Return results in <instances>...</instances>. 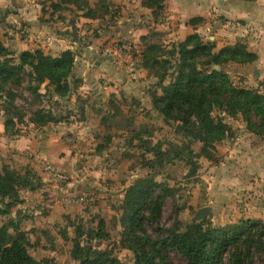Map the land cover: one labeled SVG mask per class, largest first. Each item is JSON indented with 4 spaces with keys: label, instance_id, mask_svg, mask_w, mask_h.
Masks as SVG:
<instances>
[{
    "label": "rangeland",
    "instance_id": "obj_1",
    "mask_svg": "<svg viewBox=\"0 0 264 264\" xmlns=\"http://www.w3.org/2000/svg\"><path fill=\"white\" fill-rule=\"evenodd\" d=\"M113 1L20 0L18 4L17 0H13L8 4L7 7H42L43 17H57L60 23L53 29L74 41L75 49L71 51L74 62L66 80L69 92L65 96H59L48 81L43 84L37 82L28 67L17 71L18 76L14 80L5 83L0 79V125L5 127L7 124L1 135L4 140L0 141L4 149H0V178L7 179L9 176L14 182L18 179L17 184L21 185L19 199L14 205L9 204L13 198L0 196V226L11 223L19 226L27 234L29 253L37 261L45 259L50 264H81V260L73 255L75 244L79 243L88 254L82 260L95 261V251H100L110 252L111 257L124 264H136L135 254L127 248L122 224L123 205L128 190L136 181L151 178L161 185L154 190V197L159 196L163 201L158 223L146 222L144 225L155 240L164 235V230L178 228L185 231L188 226L200 223H204L205 228H218L245 226L243 222L251 221L258 222L257 229L264 231V221L241 219L227 224V220L220 218V205L215 206L214 203L211 205L218 218L213 213L211 219L205 217V221L201 222L197 214L206 204V176L213 171L212 166L220 165L224 159V155L217 150L218 145L226 139L234 144L233 138L240 131L239 128H231L228 119L243 120L250 131L246 116L232 113L226 107H215L212 117L227 126L225 137L215 142L194 137L202 132L195 116L190 120L197 128L191 125L188 128L180 122L168 124L154 107L153 96L163 95V88L174 82L181 62L178 44L189 35L183 40H175L167 35L168 31L164 28L156 30L154 27L147 34L138 32L133 39L120 37L111 45L103 42V37L116 33L115 29L125 21L126 13ZM166 8L165 4L154 7L152 20L161 24L167 22ZM89 15L93 21L87 19ZM139 16L142 19L146 16L140 10L135 17V24L139 21L141 25L143 20ZM202 22L203 18L195 25ZM200 37L203 43L215 46L207 36ZM111 46L121 54L117 59L106 52ZM150 46L156 48L149 50ZM85 49L89 54L83 56L81 52ZM7 50L11 53L8 58L20 64L22 52L12 46ZM217 52L213 50V53ZM144 55L152 59L149 66ZM98 59L100 71L93 68ZM153 59L159 63L153 65ZM5 61L6 57L0 55V65ZM197 61L207 63L208 60L198 57ZM236 64L228 62L221 65L230 85L264 96L259 92L262 85L255 88L234 71ZM84 67L86 71H83ZM199 68L211 70L210 65ZM36 87H39L38 91L34 90ZM249 116L252 129H259L260 120L255 116L254 108H251ZM178 125L183 126L181 131L176 129ZM185 129L190 133H184ZM259 130L263 135H257L264 137V128ZM36 132L42 134L39 140ZM80 133L85 135L80 137ZM23 137L29 140H23L21 150L10 146V138ZM67 147L72 150L73 160L63 159L70 154ZM160 149L162 155L159 156L157 152ZM207 153H211L213 159L207 157ZM76 177H81L84 184L76 194L64 193ZM89 185H93L91 199L86 194ZM26 186L41 190V201H36L31 211L30 206L19 204L22 203L21 190ZM56 190L57 194H54ZM49 191H52L51 196ZM60 193L72 197L66 200L67 207L58 203V207L52 209L54 205H51L47 209V205H42L48 200L54 201V196ZM52 210L59 216L54 225L56 236L47 229L43 235L28 237L29 230L34 226L23 219L29 215L34 217L37 213L47 216ZM35 211L37 213L32 214ZM40 225L41 222L36 227L44 231L46 227L41 228ZM42 245L48 250L54 249L55 253L44 255L40 251ZM167 255L172 264H188L174 250L167 251ZM78 256L81 258V252ZM248 264H264V254L255 253Z\"/></svg>",
    "mask_w": 264,
    "mask_h": 264
},
{
    "label": "trees",
    "instance_id": "obj_2",
    "mask_svg": "<svg viewBox=\"0 0 264 264\" xmlns=\"http://www.w3.org/2000/svg\"><path fill=\"white\" fill-rule=\"evenodd\" d=\"M165 2L166 0H146L142 4L154 10V7H163ZM200 20L201 18L192 19L190 24L195 25ZM155 48L150 46L149 50ZM178 49L181 62L174 82L163 88V95L153 96V105L165 121L170 125L180 122L188 128L190 125L197 128L190 120L195 116L202 132L196 133L194 137L205 142H215L225 137L227 126L222 121H215L211 114L215 107H226L232 113L244 114L250 131L263 135L259 129L264 128V96L252 90L234 88L226 73L221 70V65L228 62L252 63L257 55L249 52L242 43L213 53L215 46L203 43L197 33L180 42ZM0 55L6 57V61L0 65V79L5 83L14 80L18 76L17 71L28 67L32 70L30 75L37 82L43 84L48 81L59 96H65L69 92L66 80L73 68L71 50L62 52L59 57L45 55L39 49L33 52L24 51L20 56L21 63L15 64L8 58L11 53L0 40ZM198 57H206L207 63L197 61ZM145 60L149 66L152 59L145 56ZM153 60V65L159 63L156 59ZM197 65H210L211 70L200 69ZM216 66L219 68L216 69ZM34 90L38 91L39 87ZM251 108L255 109V116L260 120L259 129H252L249 116ZM183 132L190 133L186 129ZM157 155H162L161 149ZM206 156L213 159L211 153ZM18 181L17 179L14 182L9 176L7 179L0 178V196L13 198V202L9 204L14 205L19 199L21 185L17 184ZM160 187L151 178L139 179L126 194L122 224L127 237V248L135 254L136 264H172L167 255L170 250L180 254L188 264H248L255 253L264 254V231L257 229L258 222L251 221L243 222L245 226L248 225L245 229L243 225L205 228L204 223L190 225L185 231L178 228L167 229L163 231L164 235L160 239L155 240L145 230L144 225L146 222L154 224L159 221L163 201L159 196L154 197V190ZM25 188L36 190L34 186ZM28 246L27 234L19 226L12 223L0 226V264H50L45 259L37 261L29 253ZM83 250L79 243L75 244L73 255L81 260V264H124L118 258L111 257L110 252L100 251H95V261L82 260L88 256ZM79 252L81 258L78 256Z\"/></svg>",
    "mask_w": 264,
    "mask_h": 264
},
{
    "label": "crops",
    "instance_id": "obj_3",
    "mask_svg": "<svg viewBox=\"0 0 264 264\" xmlns=\"http://www.w3.org/2000/svg\"><path fill=\"white\" fill-rule=\"evenodd\" d=\"M12 1L0 0V39L6 47L12 46L19 52L39 49L52 57H59L62 52L75 49L74 41L54 30L60 23L56 19L57 17H52V15L51 19L46 16L43 17L42 7H7ZM19 1L17 0L18 4ZM142 1H113L122 7L124 14L126 13L125 21H123V25H119L115 29L116 33L103 37V42L111 45L120 37H124L125 40L133 39L138 32L139 34H147L154 27L156 30H163L164 28L168 31L167 35L175 38V40H183L186 36L194 33L207 36L215 44L216 51L240 42L246 45L249 52L256 54L257 59L252 63L236 64L234 71L244 76L243 78L255 88L260 85L264 86V0H166L167 22L163 24L152 20L153 10L144 7ZM140 10L146 16L143 19L139 16L143 20L141 25L139 21L135 24V17H138ZM195 17L203 18V22L198 25L190 24L189 21ZM87 19L89 21L94 20L90 17ZM106 52L114 59L121 56L119 50L114 46H111ZM81 54L85 56L89 53L85 49ZM98 61L99 59L93 68L100 71L101 65ZM83 71H86V67ZM112 90L118 92L116 89ZM227 123L230 124L231 128H239L240 131H237L238 135L233 138L234 144L226 139L217 147V150L224 155V159L220 165L212 166L213 171L206 176V204L203 207H209L212 214L215 215L211 203H214L215 206L220 205V218L223 221L227 220V224L235 223L241 219L264 221V137H259L250 132L241 119L229 118ZM4 129V124L0 125V141L4 140V136H1ZM83 135L85 134L80 133V137ZM41 136V132H36L37 140ZM23 140L27 142L29 138H10V146L15 150H21ZM0 149L4 150L1 146ZM67 149L70 154L65 155L63 159L73 160L71 148L67 147ZM82 168L84 169V167ZM83 184L84 180L81 177H76L69 184L70 187H66L64 193L76 194ZM92 188L93 185L86 187V194L90 199ZM39 192L41 190L22 189L20 195L22 203L19 204L30 206L29 211L34 210L35 202L41 201ZM51 192L49 191V196H51ZM54 194H57V190ZM69 196L65 197L63 193H60L58 196H54V201L51 199V201L48 200L47 204L42 203V205H47V209H50L51 205H54L52 209L58 207V203L67 207L66 200L72 198ZM53 212L52 210L50 214L44 216L35 211L32 214L37 213L36 216L25 217L23 221L34 226L29 230L28 237H35V234L43 235L47 229H50V232L56 236L54 225L59 216ZM40 222L41 228L46 227L44 231L39 229L40 227H36ZM40 251L44 255L55 253L54 249L48 250L45 245H42Z\"/></svg>",
    "mask_w": 264,
    "mask_h": 264
},
{
    "label": "water",
    "instance_id": "obj_4",
    "mask_svg": "<svg viewBox=\"0 0 264 264\" xmlns=\"http://www.w3.org/2000/svg\"><path fill=\"white\" fill-rule=\"evenodd\" d=\"M219 67L216 66V69H218ZM177 130L181 131L183 129V126L178 125L176 127ZM198 217L203 219L205 217H208L209 219H211L213 217V214L211 212V209L209 207H202L198 210Z\"/></svg>",
    "mask_w": 264,
    "mask_h": 264
},
{
    "label": "built area",
    "instance_id": "obj_5",
    "mask_svg": "<svg viewBox=\"0 0 264 264\" xmlns=\"http://www.w3.org/2000/svg\"><path fill=\"white\" fill-rule=\"evenodd\" d=\"M259 92H260V93L262 92V94H264V86H260V87H259Z\"/></svg>",
    "mask_w": 264,
    "mask_h": 264
}]
</instances>
